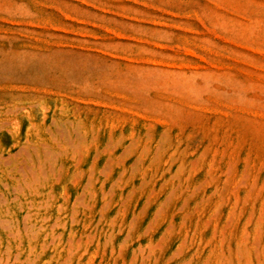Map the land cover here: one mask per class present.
<instances>
[{
  "label": "rangeland",
  "instance_id": "obj_1",
  "mask_svg": "<svg viewBox=\"0 0 264 264\" xmlns=\"http://www.w3.org/2000/svg\"><path fill=\"white\" fill-rule=\"evenodd\" d=\"M0 125V264H264V0H0Z\"/></svg>",
  "mask_w": 264,
  "mask_h": 264
},
{
  "label": "bare ground",
  "instance_id": "obj_2",
  "mask_svg": "<svg viewBox=\"0 0 264 264\" xmlns=\"http://www.w3.org/2000/svg\"><path fill=\"white\" fill-rule=\"evenodd\" d=\"M5 114V113H4ZM1 128H2V125H0V130H1Z\"/></svg>",
  "mask_w": 264,
  "mask_h": 264
}]
</instances>
